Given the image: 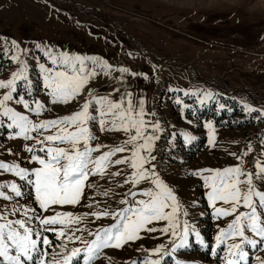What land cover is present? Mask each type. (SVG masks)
Masks as SVG:
<instances>
[{"label": "rangeland", "instance_id": "1", "mask_svg": "<svg viewBox=\"0 0 264 264\" xmlns=\"http://www.w3.org/2000/svg\"><path fill=\"white\" fill-rule=\"evenodd\" d=\"M5 36L31 49L26 57L21 54V59H27L30 65L35 64L34 56L46 62L43 52L35 48L37 43L55 51L103 60L112 67L106 72L98 64L95 66L97 75L89 84L93 93H109L118 98L113 89L119 88L121 93L125 89L131 91L134 102L144 97L146 110L154 113L151 119H158L165 129L160 133L156 156L158 161L162 158L160 171L180 197L181 221L187 218L190 225L194 224L206 243H213L218 227H226L233 217L214 218L203 181L189 173L242 163L246 171L254 172L255 186L264 190V180L255 175L254 167L264 138V119L256 118L259 112L244 113L239 103L243 99L254 108L264 107V0H0V38ZM134 37L144 47L132 41ZM86 65L89 69L94 67L91 60ZM17 66V62L0 55V79L9 78ZM121 66L129 69L123 74V81L117 79ZM30 71L35 77L38 69L32 67ZM195 89H200V94L210 90L215 97L201 105L196 102ZM35 97L45 103L40 119L66 115L77 108L75 102L53 104L42 84ZM177 97L182 104L177 102ZM218 103L226 104V108L218 109ZM183 105L190 107L181 112ZM12 106L26 111L14 102ZM228 107L233 111L229 112ZM209 120L213 122L212 144L208 142V129L203 127ZM92 131L97 137L93 143L110 145L123 138V133L101 131L98 125H93ZM183 131L191 132L197 139L184 145L180 135ZM171 133L176 134L173 159L168 155L169 144L164 142L166 134ZM167 138L172 139L170 135ZM24 143L22 138H9L0 129V160L23 161L27 156ZM248 143L252 144L253 151L238 161L236 156L246 151ZM117 167L122 169L123 165L112 166L110 170L115 172ZM14 178L13 174L0 170V181ZM120 179L119 176L90 178L99 188L95 192L86 189V197L99 201L100 207L105 204L115 207L120 196L110 193L106 198L100 190L112 187L116 193L124 191L116 187ZM6 203L9 202L0 198V207ZM20 203H27V199H21ZM66 210L87 213L98 209L90 206L85 198L79 206ZM185 210L187 217L183 215ZM239 210L245 209L241 206ZM114 222L112 217L99 220L85 217L82 222L85 231L78 234L90 239L88 233L96 227ZM247 234L252 235L250 231ZM47 235L52 241L49 252L53 249L59 252L55 248L56 237ZM236 239L230 236L227 243ZM160 242L167 243V240L159 233L142 231L139 239L121 248L101 249L93 264H130L142 260L144 249ZM246 250H250V261L256 257L264 259V245L254 250L246 246ZM224 255L223 244L213 256L210 248L196 243L194 236L190 237V247L178 249L176 253L187 264H221L220 258ZM165 260L167 264H174L171 257Z\"/></svg>", "mask_w": 264, "mask_h": 264}, {"label": "snow or ice", "instance_id": "2", "mask_svg": "<svg viewBox=\"0 0 264 264\" xmlns=\"http://www.w3.org/2000/svg\"><path fill=\"white\" fill-rule=\"evenodd\" d=\"M0 41V55L18 63L9 78L0 79L3 90L0 92V129L7 132L9 138H22L27 153L23 161L0 160V170L15 177L0 181V198L9 202L0 207V264H93L101 249L121 248L139 239L142 231L159 233L167 243L144 249V258L130 264H167L166 257H171L174 264H187L178 259L176 253L178 249L190 247L191 236L201 247L210 248L213 256L223 244L225 255L220 258L221 264H264L260 257L250 261V250H246V246L254 250L264 245V190L255 186L251 169L246 171L242 163H237L189 173L203 181L212 216L233 217L226 227H218L213 243H206L194 224L190 225L187 218L181 221L180 197L160 171L162 158L158 161L156 156L157 142L165 129L158 119H151L154 113L146 110L143 96L134 102L131 91L125 89L121 93L119 88L113 89L118 98L109 93H93L89 84L97 75L95 66L98 64L106 72L112 67L96 57L55 51L37 43L35 48L43 52L46 62L34 56L35 64L30 65L27 59H21V54L26 57L30 48L6 36ZM88 60L93 62L92 69L86 65ZM32 67L38 69L35 77L30 71ZM128 72L127 67L121 66L117 79L123 81V74ZM41 84L53 104L75 102L77 108L66 115L40 119L45 103L36 98L35 93ZM194 91L196 102L201 105L215 97L210 90L202 94L200 89ZM176 99L183 103L179 97ZM13 102L26 111L12 106ZM239 103L244 113L259 112L256 118L264 119V107L254 108L243 99ZM188 107L183 105L181 112ZM217 108L224 109L226 104L218 103ZM227 110L233 111L231 107ZM93 125H98L101 131L121 132L123 138L110 145L93 143L97 139ZM203 127L208 129V142L212 144L213 122L209 120ZM180 135L184 145L197 139L188 131ZM175 139V133L166 134L164 139L169 144L170 159L176 148ZM261 145L254 167L255 175L264 180V138ZM251 151L253 146L248 143L246 151L236 159L241 161ZM120 165L122 169L110 170ZM96 176L121 177L116 187L124 191L116 193L112 187L100 190L106 198L110 193L120 196L115 207L108 204L100 207L99 201L86 197V189L95 192L99 188L90 181ZM25 198L27 203H20ZM85 198L98 210L87 213L66 210L79 206ZM241 206L244 211L239 210ZM183 215L187 217L186 210ZM85 217L96 220L112 217L115 222L96 227L88 233L90 239H84L78 233L85 231L82 225ZM248 231L252 235H248ZM47 233L56 237L55 248L59 252L55 249L49 252L52 241ZM230 236L237 239L227 243ZM71 242L75 244L70 246Z\"/></svg>", "mask_w": 264, "mask_h": 264}, {"label": "flooded vegetation", "instance_id": "3", "mask_svg": "<svg viewBox=\"0 0 264 264\" xmlns=\"http://www.w3.org/2000/svg\"><path fill=\"white\" fill-rule=\"evenodd\" d=\"M135 39V40H134ZM137 38L136 37H134V38H132V41H134L136 44H137V42L136 41H138L139 42V44H140V46H142V47H144L143 46V44L139 41V40H136Z\"/></svg>", "mask_w": 264, "mask_h": 264}]
</instances>
